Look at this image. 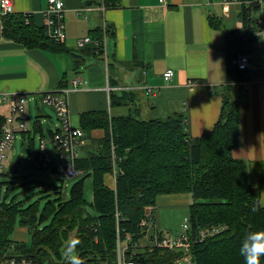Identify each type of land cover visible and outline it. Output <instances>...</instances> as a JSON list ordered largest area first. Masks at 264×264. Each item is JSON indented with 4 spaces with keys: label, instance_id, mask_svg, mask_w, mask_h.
I'll list each match as a JSON object with an SVG mask.
<instances>
[{
    "label": "trees",
    "instance_id": "obj_1",
    "mask_svg": "<svg viewBox=\"0 0 264 264\" xmlns=\"http://www.w3.org/2000/svg\"><path fill=\"white\" fill-rule=\"evenodd\" d=\"M240 1L247 3L241 11L242 28L224 29L228 81L218 87L222 100L214 126L192 137L187 132L184 115L141 119L132 92L110 94L111 105L130 104L129 111L114 117L105 110L81 114L79 127L84 137L93 129H102L104 135L74 161L82 177L71 185L68 198H62L61 189L57 190L56 200L45 194L46 201L39 213L38 200L28 205L14 196L6 200L23 176L0 181V193L1 185L6 186L5 195L2 199L0 196V261L11 253L8 249L13 246L17 253L31 256L41 264L54 263L64 259L68 243L77 240V252L81 260H86L85 264H115L117 238L124 240L130 235L127 257L135 264H173L182 252L143 248L140 241L145 229L140 227V222L144 208L154 206L158 195L189 192L193 196L188 216L193 234L209 225L226 226L222 232L194 242L191 253L195 263L245 264L239 253L241 242L248 233L264 230V207L257 206L260 188L250 185L244 160L232 155L241 136L240 83L246 72L232 64V60L238 54L250 53L262 41L257 25L262 6L254 0ZM26 14L28 22L23 14L3 16L5 38L27 47L62 48L61 42L46 35L43 24L35 25L32 14ZM209 23L215 27L221 25L212 16ZM102 37L103 29H94L91 39L100 42ZM89 47L84 52L86 55L102 56L101 44ZM71 54L74 69L83 66L81 55ZM3 121L0 114V132ZM40 123L39 119L35 121L33 134L42 131ZM47 132L50 137L53 135L52 130ZM31 133H22L30 150L25 168L34 166L37 158L36 154L33 161L30 159L34 148ZM20 164L17 161L11 172L19 171ZM113 171L114 188L105 184V176ZM6 174L11 177L9 172ZM84 177L92 178L93 198L89 202L84 198ZM87 205L92 212L86 210ZM15 226L27 229L30 242L10 239Z\"/></svg>",
    "mask_w": 264,
    "mask_h": 264
},
{
    "label": "crops",
    "instance_id": "obj_2",
    "mask_svg": "<svg viewBox=\"0 0 264 264\" xmlns=\"http://www.w3.org/2000/svg\"><path fill=\"white\" fill-rule=\"evenodd\" d=\"M48 1L13 0L14 13H31L34 24L41 26ZM86 1L64 0L66 39L58 49L27 47L5 38L0 14V95L3 92L26 94L29 118V106L41 100V93L65 86L72 88L71 80L78 77L77 87L67 94L73 126H80L84 112L105 110L110 117L126 115L130 104L111 105L110 94L128 91L133 94V103L140 107L141 116L152 112L154 115L149 114V118L180 113L187 118V132L192 137L211 129L221 107L218 87L228 81L224 29L242 28L241 11L247 3L166 0L162 4L159 0H121L118 8L111 7L104 12L91 8L78 14L76 9L88 6ZM210 16L221 21L220 27L209 23ZM257 19L262 41L249 53V67L240 83L241 136L232 155L244 160L248 181L260 188V200H264V0ZM103 24L110 32L102 39V56L86 55L89 44L78 48V39L92 37L94 29L102 28ZM72 52L79 53L84 63L78 69H74ZM169 68L174 74L166 81L162 76ZM63 83L66 85L62 86ZM147 87L152 92H147ZM1 109L2 116L8 114V106L0 99ZM39 118H43L40 137L46 140L43 126L54 131L58 123L50 121V127L47 124L50 118L38 109L36 119ZM29 130L34 128L29 125ZM103 135L102 129L91 130L81 145L82 155ZM105 184L114 188L113 180L112 185L106 181ZM158 198L168 205L189 207L193 202L189 192L158 195L155 221Z\"/></svg>",
    "mask_w": 264,
    "mask_h": 264
},
{
    "label": "built area",
    "instance_id": "obj_3",
    "mask_svg": "<svg viewBox=\"0 0 264 264\" xmlns=\"http://www.w3.org/2000/svg\"><path fill=\"white\" fill-rule=\"evenodd\" d=\"M162 4H166V0H159ZM205 3L211 0H202ZM257 1L262 6L263 0ZM121 0H91V8L98 9L104 12L106 9L116 7L120 5ZM13 0H0V14L6 16L14 13ZM90 7H82L76 9L78 14L91 10ZM64 0H49L47 6L43 9L44 15V27L46 35L55 42L65 41V27H64ZM25 21L28 22V16L26 13ZM103 37L104 40L107 35L106 25L103 24ZM103 40L97 41L91 39L90 36H86L82 39H78V48H83L86 45L99 46L102 45ZM249 53L238 54L235 59L232 60L238 69L246 71L249 67ZM105 66H107L105 60ZM173 70L167 69L163 73V78L169 81L173 77ZM72 81V88L67 86L61 87L58 90L43 92L40 94L42 103L54 108L58 127L53 131V135L50 137V141L54 147V150L58 154L61 160V166L64 168V177L70 178L79 174V171L75 168V160L80 155L81 145L84 142V131L77 126H73L70 121V113L67 104V94L71 89H75L80 82V78L76 77ZM147 92H152V88L147 87ZM0 99L8 106V114L4 116V121L1 126L0 132V168L5 158V153L11 148L15 139L16 133H27L28 115H27V99L28 96L23 93L16 92H3L0 95ZM34 165L39 169L52 168L51 158L47 147V141L45 139L40 140L39 151ZM59 168V166H57ZM113 181H115V171H113ZM144 216L141 219L140 227L145 229V234L140 241V245L143 248L152 250L154 248L177 250L181 251L182 255L176 258L173 264H196L193 260L191 253V246L196 241H201L207 237L214 236L223 230L225 227L221 226H207L200 229L196 234L191 232L190 220L188 217L184 218L182 230L178 233H172L166 230H160L156 226L155 221V209L154 206L149 205L144 208ZM131 236L127 235L124 240L120 237L116 240V261L115 264H135L132 258L127 257V251L130 247ZM143 242V243H142ZM10 254H6L5 258L0 261V264H41L31 256L17 253L15 248L11 246L8 249ZM65 258L59 261H55L50 264H70V258L66 255ZM48 264V263H44ZM85 264V262L83 263Z\"/></svg>",
    "mask_w": 264,
    "mask_h": 264
},
{
    "label": "rangeland",
    "instance_id": "obj_4",
    "mask_svg": "<svg viewBox=\"0 0 264 264\" xmlns=\"http://www.w3.org/2000/svg\"><path fill=\"white\" fill-rule=\"evenodd\" d=\"M84 8L90 7L83 5ZM91 8V7H90ZM84 14L85 12H81ZM41 99V98H40ZM30 112H29V118H28V126L30 125V128H33V123L36 121V115L38 114V109L42 111L43 113H46L48 118L47 124H50V127H52V123H58L57 117L54 108L42 103L41 100L38 99V102H32L29 106ZM1 109L0 111H2ZM147 112L149 113L150 111ZM150 115H154V113H149ZM142 115L141 119H149L150 115ZM151 117V116H150ZM36 119V120H35ZM40 122L43 118H39ZM52 123H51V122ZM44 129V136L47 141V147L51 158L52 165L59 166L58 170L59 173H51V169H39L35 165L32 167H24L25 159L29 155V145L27 143V140H22L21 133H16L15 139L13 141V144L10 149H8L5 153V158L3 159L1 168H0V181L3 179L9 180L13 179L14 176H23L19 180V182L16 184L15 188L11 190L6 198V200H10L13 196L15 199H19L24 204L28 205L38 200L39 204V213L41 212L46 197L43 196L45 194H48V197L50 199L56 200L59 197V194L57 193V190L61 189L62 192V198H68L69 197V191L71 185L78 179L82 177V175H76L74 177L65 178L64 175V168L61 166V160L54 150V147L50 141V136L46 130V125L43 126ZM31 135L34 136V148L31 152L30 159L33 160L35 155L39 151L40 146V133L37 131L33 134V130ZM24 142V144H22ZM80 155L82 153L80 152ZM20 161L21 164L19 165V171L11 172L10 168L14 166V164ZM10 173L11 177L8 176L6 173ZM112 176V177H111ZM113 175H106L105 181L110 185H112ZM84 198L87 200V202L91 201L93 198V184H92V178L90 177H84ZM50 189V190H47ZM6 186L5 184L1 185V199L5 195ZM187 194V193H182ZM42 196V197H40ZM39 198V199H38ZM56 202V201H55ZM86 210L89 212H92V209L90 206H86ZM189 216V207L186 204H180V205H168L164 202H162V199L158 198L156 202V222L158 228L160 230H166L172 233H178L182 230V225L184 218ZM211 226V225H209ZM214 226H221L222 228L225 227V225H214ZM207 227V226H205ZM204 228V227H202ZM201 228V229H202ZM10 239L12 241H24V242H30V235L26 228L15 226V229L10 234ZM143 243V242H142Z\"/></svg>",
    "mask_w": 264,
    "mask_h": 264
},
{
    "label": "clouds",
    "instance_id": "obj_5",
    "mask_svg": "<svg viewBox=\"0 0 264 264\" xmlns=\"http://www.w3.org/2000/svg\"><path fill=\"white\" fill-rule=\"evenodd\" d=\"M257 206L264 207V200L257 201ZM78 243L79 241L73 240L66 246V255L70 258V264H83L76 248ZM239 253L244 258L245 264H261V257H264V230L248 233L241 242Z\"/></svg>",
    "mask_w": 264,
    "mask_h": 264
},
{
    "label": "water",
    "instance_id": "obj_6",
    "mask_svg": "<svg viewBox=\"0 0 264 264\" xmlns=\"http://www.w3.org/2000/svg\"><path fill=\"white\" fill-rule=\"evenodd\" d=\"M90 3H91V0H87L85 2V4H87V5H90ZM50 171H51V173H57V174L59 173L57 165H53ZM82 262L84 263V262H86V260H82Z\"/></svg>",
    "mask_w": 264,
    "mask_h": 264
}]
</instances>
